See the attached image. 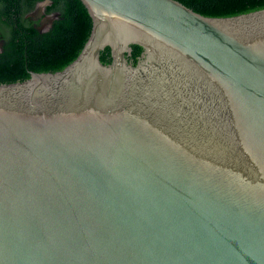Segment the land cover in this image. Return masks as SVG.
Segmentation results:
<instances>
[{"label":"water","instance_id":"1","mask_svg":"<svg viewBox=\"0 0 264 264\" xmlns=\"http://www.w3.org/2000/svg\"><path fill=\"white\" fill-rule=\"evenodd\" d=\"M81 1L77 57L0 83V264H264V8Z\"/></svg>","mask_w":264,"mask_h":264},{"label":"trees","instance_id":"2","mask_svg":"<svg viewBox=\"0 0 264 264\" xmlns=\"http://www.w3.org/2000/svg\"><path fill=\"white\" fill-rule=\"evenodd\" d=\"M194 11L205 16H233L264 8V0H179ZM61 11L65 18L56 21L50 32L39 35L36 31L30 35L34 46L25 55L24 47L18 45L17 38L22 36L12 35V39L0 52V83L22 81L30 77L31 71H57L64 68L74 60L85 42L91 29L92 18L81 0H54L53 4ZM50 6L49 9H52ZM143 48L132 44V54L129 60L137 63ZM112 60L111 48L101 52V61L110 63Z\"/></svg>","mask_w":264,"mask_h":264},{"label":"flooded vegetation","instance_id":"3","mask_svg":"<svg viewBox=\"0 0 264 264\" xmlns=\"http://www.w3.org/2000/svg\"><path fill=\"white\" fill-rule=\"evenodd\" d=\"M54 0H0V52L12 39V35L22 36L17 38L20 47H24L25 55L33 49V39L30 35L36 31L39 35L50 32L56 21L65 18L61 11L54 5ZM52 9H49L52 6ZM22 47V48H23Z\"/></svg>","mask_w":264,"mask_h":264}]
</instances>
